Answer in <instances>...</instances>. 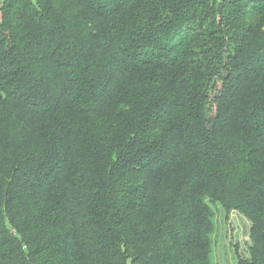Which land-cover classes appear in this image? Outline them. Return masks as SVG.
Returning a JSON list of instances; mask_svg holds the SVG:
<instances>
[{
    "label": "trees",
    "instance_id": "obj_1",
    "mask_svg": "<svg viewBox=\"0 0 264 264\" xmlns=\"http://www.w3.org/2000/svg\"><path fill=\"white\" fill-rule=\"evenodd\" d=\"M211 205L264 264V0L0 4V264H213Z\"/></svg>",
    "mask_w": 264,
    "mask_h": 264
},
{
    "label": "rangeland",
    "instance_id": "obj_2",
    "mask_svg": "<svg viewBox=\"0 0 264 264\" xmlns=\"http://www.w3.org/2000/svg\"><path fill=\"white\" fill-rule=\"evenodd\" d=\"M5 0H0V4ZM221 1V0H219ZM215 225L212 235L213 264H238L249 256L252 222L238 212H227L220 205H211Z\"/></svg>",
    "mask_w": 264,
    "mask_h": 264
}]
</instances>
